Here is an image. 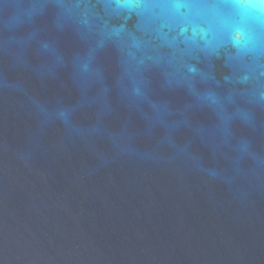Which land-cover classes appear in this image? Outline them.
Returning a JSON list of instances; mask_svg holds the SVG:
<instances>
[{"label": "water", "instance_id": "obj_1", "mask_svg": "<svg viewBox=\"0 0 264 264\" xmlns=\"http://www.w3.org/2000/svg\"><path fill=\"white\" fill-rule=\"evenodd\" d=\"M0 264H264V0H0Z\"/></svg>", "mask_w": 264, "mask_h": 264}, {"label": "snow or ice", "instance_id": "obj_2", "mask_svg": "<svg viewBox=\"0 0 264 264\" xmlns=\"http://www.w3.org/2000/svg\"><path fill=\"white\" fill-rule=\"evenodd\" d=\"M216 7L240 6V0H214Z\"/></svg>", "mask_w": 264, "mask_h": 264}]
</instances>
